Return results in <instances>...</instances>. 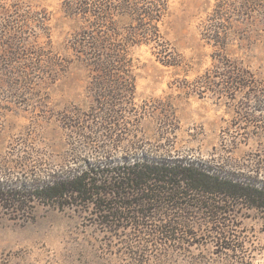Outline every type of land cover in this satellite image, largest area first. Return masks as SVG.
I'll use <instances>...</instances> for the list:
<instances>
[{
  "label": "rangeland",
  "instance_id": "1",
  "mask_svg": "<svg viewBox=\"0 0 264 264\" xmlns=\"http://www.w3.org/2000/svg\"><path fill=\"white\" fill-rule=\"evenodd\" d=\"M168 3L160 32L176 65H164L148 45L135 47V104L112 124L93 119V74L73 59L70 46L79 24L64 14L60 1L0 0L2 178L27 181L36 170L71 158L78 164L94 160L100 143L87 144L78 134L90 126L93 135H111L103 159L141 151L188 155L264 175L261 15L249 0ZM217 5L223 21L209 16ZM218 23L225 27L214 40ZM55 63L52 75L49 65ZM70 111L77 130L72 134L65 118ZM29 216L0 211V264H264V211L253 208L237 213L241 250L234 254L193 229L184 243H163L129 227L107 230L91 214L71 208L35 204Z\"/></svg>",
  "mask_w": 264,
  "mask_h": 264
},
{
  "label": "trees",
  "instance_id": "2",
  "mask_svg": "<svg viewBox=\"0 0 264 264\" xmlns=\"http://www.w3.org/2000/svg\"><path fill=\"white\" fill-rule=\"evenodd\" d=\"M59 1L64 14L79 24L70 47L74 61L93 74L88 85L93 119L118 123L128 112L126 106L135 104L133 49L148 45L164 65H176L160 32L169 13L168 0ZM249 4L264 22V0H249ZM217 7L209 16L223 21ZM222 24H214V40L222 37ZM55 64L49 65L52 73L59 66ZM235 83L241 82L237 79ZM74 117L72 111L65 115L71 134L77 131ZM94 129L90 126L78 132L87 144L100 143L96 147L102 150H96L98 156L92 161L84 158L78 164L71 158L65 165L36 170L27 181L0 175V211L29 218L35 204L71 208L91 214L107 230L129 227L151 236L153 242L184 243L183 236L191 239L195 235L189 231L193 229L210 235L214 245L233 254L241 250L235 234L239 209L264 211L260 171L234 169L214 159L142 151L128 158L103 159L111 135L103 131L102 137L93 135ZM80 137L75 139L78 143Z\"/></svg>",
  "mask_w": 264,
  "mask_h": 264
}]
</instances>
